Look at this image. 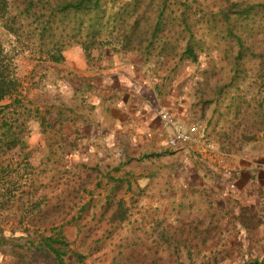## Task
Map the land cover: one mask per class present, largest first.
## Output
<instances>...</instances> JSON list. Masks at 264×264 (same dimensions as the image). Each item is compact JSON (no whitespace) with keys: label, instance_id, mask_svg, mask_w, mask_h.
<instances>
[{"label":"rangeland","instance_id":"1","mask_svg":"<svg viewBox=\"0 0 264 264\" xmlns=\"http://www.w3.org/2000/svg\"><path fill=\"white\" fill-rule=\"evenodd\" d=\"M68 1L7 0L6 12L0 11V44L25 96L24 114L12 129H0V264H215L212 257L220 251L219 242L229 240L232 245L234 233H220L221 241L217 234H207L209 241L194 242L190 248L188 238L178 233L181 246L176 248L154 238L157 210L151 205L152 215L142 226L133 214L128 223H110L113 209L108 206L100 218L107 202L87 199L101 172L66 151L76 140L64 136L59 123L63 111L58 110L68 102L74 110L69 114H75L74 108L80 107L76 102H83L82 94L76 99V88L99 71L105 57L136 54L164 82L179 83L188 123L197 124L204 134L192 146L208 162L206 171L222 178L241 156L252 157V148L264 151V0H103L102 5L118 15L111 32L93 36L77 28L89 21L87 16L53 10ZM136 14L139 27L130 32L126 22L131 24ZM158 20V38L153 40ZM188 39L193 57L184 52ZM76 51L82 55L78 63L90 75L74 73L67 65L76 63L75 58L67 61ZM61 78H67L73 96L61 92ZM46 86L48 91L42 89ZM22 122L25 128L18 127ZM124 191L121 184L116 192ZM205 197L201 207L187 209L195 215L198 208L208 219L235 206L229 199L219 208L223 204L217 198ZM163 205L168 215L179 206ZM124 208H129L125 202ZM173 221L168 217L165 224Z\"/></svg>","mask_w":264,"mask_h":264},{"label":"crops","instance_id":"2","mask_svg":"<svg viewBox=\"0 0 264 264\" xmlns=\"http://www.w3.org/2000/svg\"><path fill=\"white\" fill-rule=\"evenodd\" d=\"M76 52L75 57L67 59L69 62L75 58L76 63L67 65L74 73L90 75L81 68L78 61L81 62L82 55ZM67 65L63 67L66 69ZM64 74L67 77L68 72L65 70ZM92 75L83 78V86L75 90L76 99H81L80 94L83 96L81 104V100L76 102L80 107L74 108L75 114H69L74 110L71 105L68 107V102L60 105L58 111H63L59 123L64 136L76 140V146L66 151L101 172L93 197L105 202L124 201L129 206L127 217L139 216L141 226L156 208L153 220L158 226V236L154 238L176 248L181 246L178 233H184L183 239L188 238L189 248L194 242L209 241L207 234L221 237L220 233H234L236 240L232 245L221 237L220 251L213 255L212 261L264 264V151L254 147L249 151L252 157L241 156L238 163L233 162L224 170L222 178L212 175L206 171L208 162L201 158L195 146L173 150L166 144L161 110H169L179 122L189 124L187 103L178 82H164L140 56L126 53L105 57L103 66ZM47 87L42 89L48 91ZM59 87L61 92L73 96L67 78H61ZM38 121L41 123L43 118ZM119 179L125 186L123 193L116 192L115 186H121ZM205 196L217 198L223 204L219 208L225 207L229 199L235 206H229L231 211L225 207L222 216L211 214L208 219L204 212L199 214L198 208L195 215L187 209L201 207ZM171 202L172 208L179 206L168 215L169 210L165 212L167 208L163 204L171 205ZM168 217L174 219L171 226L165 224ZM165 232L174 236L166 238Z\"/></svg>","mask_w":264,"mask_h":264},{"label":"trees","instance_id":"3","mask_svg":"<svg viewBox=\"0 0 264 264\" xmlns=\"http://www.w3.org/2000/svg\"><path fill=\"white\" fill-rule=\"evenodd\" d=\"M103 0H70L58 7L55 6L53 10H56V13L58 15H67V14H81L84 16H87L89 21L86 23H81L78 25L77 28H83V30H86L87 34H101L103 31L111 32V22L112 19L115 20L117 18L118 14H112L110 13L109 9L103 6L102 3ZM0 11L2 14H4L7 10V0H0ZM263 10H264V6ZM30 7H27L26 10L28 11ZM134 17V16H133ZM135 20L129 24L127 21L126 24L130 27L129 31L132 32L134 29L138 30L139 27V18L138 14L135 16ZM160 20L156 22L155 28L152 33L153 40L157 39L158 36L157 32L159 30ZM9 28L10 26H6ZM183 27H186V24H183ZM122 29V28H121ZM80 31V29H78ZM121 30L120 32H122ZM92 35V36H93ZM151 41H149L150 43ZM166 44L167 42L164 41ZM185 48L184 52L189 55V57L194 56L193 47L190 44L189 39L185 42ZM89 43L85 44L84 49L88 53L89 50ZM92 47V46H91ZM4 48H2L0 44V129L4 128L6 130L12 129L14 126H12L14 123L18 121V116L24 114L25 111V96L22 94V87L20 85V82L17 80L13 66L11 63V58L4 52ZM53 59L55 61H58L60 59L59 56H53ZM7 100L6 102L1 103L3 100ZM29 109V108H28ZM7 110V111H6ZM23 111V112H22ZM2 125V127H1ZM18 127L25 128L24 123L18 125ZM94 170L99 172V169L97 170L95 167H93ZM119 184L122 183V179L118 180ZM115 187H120V185H117ZM117 191V190H116ZM92 196H90L87 200L89 202L91 201H99L97 198L93 197V190L91 192ZM106 206L101 208L103 209V212L99 215L100 218L104 217V212L106 211V208L108 206V210L113 209L111 214L109 215V222L112 223L113 220L116 221H124L127 219V210L124 208V202L122 200H109L106 201ZM85 204H82V206ZM85 207V206H83ZM119 212L121 215L118 214ZM94 215V214H93ZM114 222V221H113ZM106 231V230H105ZM48 239H51V237H48ZM50 245V244H47ZM55 254L57 253L56 250H53ZM81 257L80 255H78Z\"/></svg>","mask_w":264,"mask_h":264},{"label":"built area","instance_id":"4","mask_svg":"<svg viewBox=\"0 0 264 264\" xmlns=\"http://www.w3.org/2000/svg\"><path fill=\"white\" fill-rule=\"evenodd\" d=\"M160 119L166 132V144L170 149H182L200 142L203 131L195 123H182L169 110H161Z\"/></svg>","mask_w":264,"mask_h":264}]
</instances>
